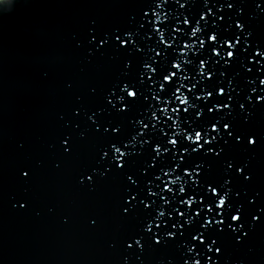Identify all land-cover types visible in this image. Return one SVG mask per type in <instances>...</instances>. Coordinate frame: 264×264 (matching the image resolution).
I'll return each instance as SVG.
<instances>
[{"label":"water","instance_id":"water-1","mask_svg":"<svg viewBox=\"0 0 264 264\" xmlns=\"http://www.w3.org/2000/svg\"><path fill=\"white\" fill-rule=\"evenodd\" d=\"M0 264H264V0H0Z\"/></svg>","mask_w":264,"mask_h":264}]
</instances>
